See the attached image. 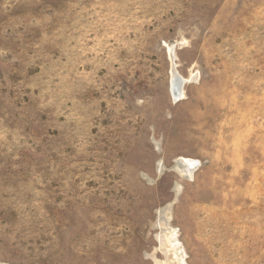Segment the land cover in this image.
<instances>
[{"label":"rangeland","instance_id":"obj_1","mask_svg":"<svg viewBox=\"0 0 264 264\" xmlns=\"http://www.w3.org/2000/svg\"><path fill=\"white\" fill-rule=\"evenodd\" d=\"M0 264H264V0H0Z\"/></svg>","mask_w":264,"mask_h":264},{"label":"bare ground","instance_id":"obj_2","mask_svg":"<svg viewBox=\"0 0 264 264\" xmlns=\"http://www.w3.org/2000/svg\"><path fill=\"white\" fill-rule=\"evenodd\" d=\"M185 81L186 80H184L182 77H179L176 71H173L172 93L176 99H180L183 96V86Z\"/></svg>","mask_w":264,"mask_h":264}]
</instances>
